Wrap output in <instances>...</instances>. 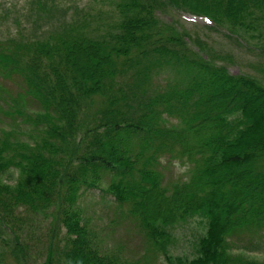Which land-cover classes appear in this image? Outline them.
Masks as SVG:
<instances>
[{
    "label": "trees",
    "instance_id": "16d2710c",
    "mask_svg": "<svg viewBox=\"0 0 264 264\" xmlns=\"http://www.w3.org/2000/svg\"><path fill=\"white\" fill-rule=\"evenodd\" d=\"M42 1L27 35L0 42V264H142L100 246L89 191L165 264H264L231 249L242 234L264 248L251 238L264 237V89L158 19L180 10L264 51V0H111L94 15ZM163 159L185 168L177 181ZM193 216L204 236L174 259L172 231Z\"/></svg>",
    "mask_w": 264,
    "mask_h": 264
},
{
    "label": "rangeland",
    "instance_id": "374dc122",
    "mask_svg": "<svg viewBox=\"0 0 264 264\" xmlns=\"http://www.w3.org/2000/svg\"><path fill=\"white\" fill-rule=\"evenodd\" d=\"M31 0H0V41L13 37L17 34L14 20L20 18L22 29H29L30 23L25 21L27 17L28 5ZM79 7H83L89 0H72ZM160 15V21L168 24L174 22L187 31L190 38H198L204 42L206 48L202 53L211 58L218 65L224 66L231 76H247L251 78L259 77L260 70L264 67V54L257 49L255 42L250 39L240 41L241 46L233 40H229L222 33H212L201 30L195 26H190L178 19V15L171 13ZM223 36H222V35ZM191 46V45H190ZM191 48H193L191 46ZM231 58H230V57ZM264 83V78H260ZM6 83H3V86ZM8 122V121H7ZM9 123V122H8ZM6 128L4 119L0 117V130ZM162 161V167H166L164 183L174 182L181 175L185 168L177 163L166 165V160ZM4 182V177L2 179ZM5 183V182H4ZM108 200V199H106ZM80 208L84 217L89 220V228L103 247L106 254L111 257H118L129 262H140L142 264H165L163 257L156 255L151 257L150 247L146 243L141 232L134 226L131 220H126L124 214L115 215L113 205L103 204L99 193L88 192L80 199ZM88 217V218H87ZM204 222L193 216L185 223H178L172 231V245L169 253L172 258L186 256L193 257L198 237L204 236ZM40 226H45L41 224ZM34 243L42 242L45 237L41 232L32 233ZM40 238V240H39ZM241 241L233 240L231 249L235 254L243 255L247 259L257 262L264 261V248L253 252L247 245L246 235H239ZM252 238V244L263 242V232L259 236ZM40 243L37 245L39 246ZM264 246V245H262ZM261 246V247H262ZM39 254V253H38ZM32 258V255H31ZM43 259L35 261L33 258L27 260V264H42Z\"/></svg>",
    "mask_w": 264,
    "mask_h": 264
}]
</instances>
